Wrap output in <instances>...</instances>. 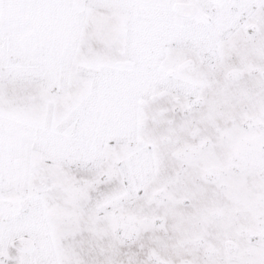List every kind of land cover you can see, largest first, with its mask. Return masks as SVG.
Listing matches in <instances>:
<instances>
[{"label":"snow or ice","instance_id":"6c2138e0","mask_svg":"<svg viewBox=\"0 0 264 264\" xmlns=\"http://www.w3.org/2000/svg\"><path fill=\"white\" fill-rule=\"evenodd\" d=\"M0 264H264V0H0Z\"/></svg>","mask_w":264,"mask_h":264}]
</instances>
